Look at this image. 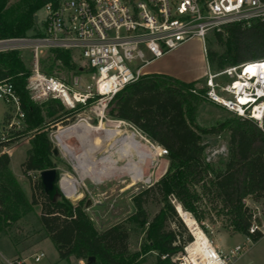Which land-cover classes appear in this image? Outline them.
<instances>
[{
    "label": "trees",
    "instance_id": "obj_1",
    "mask_svg": "<svg viewBox=\"0 0 264 264\" xmlns=\"http://www.w3.org/2000/svg\"><path fill=\"white\" fill-rule=\"evenodd\" d=\"M60 1L0 0V41L26 38L35 26L37 12L48 3L58 6ZM212 36L206 56L214 71L264 60V20L255 19L250 25L227 24ZM48 60L50 69H78L68 50H51ZM41 63L42 67L46 64L45 60ZM30 75L21 51L0 52V81L13 84L25 115L23 130H6L7 140H0V236L9 237L18 245V223L34 215L38 226L34 228V244L50 239L60 261L75 258L86 259L87 264H146L145 257L154 254L155 261L149 264H180L178 256L184 254L194 237L177 205L203 229L206 220L212 224L222 221L231 234L245 236L249 235L256 213L246 201L260 203L264 215V128L239 116L211 129L201 128L197 123L200 107L209 102L204 98L205 90L196 88L199 82L145 74L115 95L106 113L133 124L166 149L169 166L157 182L134 195L135 209L130 216L98 231L82 202L74 205L65 197L50 200L39 177L33 180L29 175L56 167L52 160L53 143L44 125L72 115L58 99L41 106L34 104L27 90ZM10 118L7 113L4 126ZM222 132L228 134V155L217 166L207 161L203 135ZM23 137L31 138V147L21 165L29 180L31 199L11 169L10 155L4 152ZM151 205L159 207L153 215L148 209ZM35 207L40 208V214ZM135 233L143 236L142 244L139 251L131 253L130 239ZM261 238L253 236L254 241ZM90 257H95V261L89 263Z\"/></svg>",
    "mask_w": 264,
    "mask_h": 264
},
{
    "label": "built area",
    "instance_id": "obj_2",
    "mask_svg": "<svg viewBox=\"0 0 264 264\" xmlns=\"http://www.w3.org/2000/svg\"><path fill=\"white\" fill-rule=\"evenodd\" d=\"M42 9L45 15L42 20L38 15L37 23H42L38 36L2 40L0 44L30 45L34 68L27 90L33 102L58 99L69 111L92 106L93 113L100 118L106 116L108 103L115 95L138 81L145 75L147 65L170 51L193 38L204 41L209 33L221 31L227 24L250 25L255 19L264 20V0H61L58 6L48 3ZM44 49L68 50L86 61L92 81L88 90L80 91L83 83L78 76L68 83L42 73L39 60ZM252 65L264 66V60L220 71L209 68L204 98L263 129L264 70L252 74L248 71ZM0 99L14 110L0 139L5 141L6 130L20 129L25 115L11 82L0 81ZM158 149L159 155L168 154L166 149ZM207 161L210 162L209 158ZM258 235L264 237V223L255 213L246 241L224 253L211 240L209 251L215 254L210 258L215 264H231L248 251L255 242L253 236ZM43 257L41 252L35 254L34 260L40 262ZM24 262L17 258L6 263Z\"/></svg>",
    "mask_w": 264,
    "mask_h": 264
},
{
    "label": "rangeland",
    "instance_id": "obj_3",
    "mask_svg": "<svg viewBox=\"0 0 264 264\" xmlns=\"http://www.w3.org/2000/svg\"><path fill=\"white\" fill-rule=\"evenodd\" d=\"M36 15H39L42 20L45 12L41 9ZM40 30H42V23L35 22V26L28 32L27 38H35L39 35ZM212 37V33H209L204 41L201 38H193L187 41L178 48L165 54L160 59L147 65L143 72L145 74L166 73L183 80L197 81L199 84H197L196 88L199 90L205 89V82L210 68L206 57V46L211 44L213 41ZM10 50L21 51L26 64L32 72L34 62L30 45L26 42L0 44V52ZM51 50L44 49L43 54L40 56V71L46 75L58 77L68 83H71L73 78L78 76L82 79L83 83L80 91L84 92L88 90L89 84L92 81L86 61L80 59L77 53L71 52V59L75 64L77 63V70L67 71L64 68L50 69L48 57L50 56ZM43 60H45L46 64L42 67L41 62ZM222 80H224V78H222ZM44 103L39 104L34 102V104L38 106ZM65 110L69 111L66 108ZM13 112V108L0 99V139L3 134L5 116L7 113L13 115ZM69 112H72V115L66 119L56 121V123L49 122L44 125V131H47L53 143L54 156L52 160L59 173V187L61 188L62 179L65 177L80 180L82 183L78 186L77 198H69L62 192L58 197L67 198L74 205H78L82 202L95 228L101 232L124 221L134 212V195L157 182L167 171L169 161L166 156L159 155L158 145L129 122L112 118L108 116L107 113H105L106 116L104 118L97 117L92 111V106H87L86 108L78 107L76 110ZM234 117H237V115L231 114L220 106L204 103L200 107L197 123L201 128L211 129ZM83 119L91 123L94 127L101 125L107 129L103 137L95 138V141L92 143V148L95 150L93 152L94 156L84 155V159H88L91 164H96L97 167H95L102 171H108L112 169V167L115 166L116 168L118 166L116 169L118 172L117 175L113 177H103L100 181L91 177L82 179L84 175L76 168V161H74L60 146L56 138L58 131L61 128L64 129L73 126ZM118 121H122V124L117 123ZM23 122L24 120L22 119L20 121V129L17 130H23ZM122 131L131 135L128 146L133 152L130 150L127 151V148H125L123 156L120 159V153L115 149L110 154L113 157L105 158L109 153L106 152L104 148L108 146L112 138L120 135ZM30 140V137L20 138L10 147L4 149V152H7L11 156V169L15 173V177L28 199H31L29 180L23 175L21 165L26 160L27 151L31 147ZM78 142L79 141L74 136H68L66 138V143L76 151L80 149V144ZM203 144L206 145L207 158H209L211 162H214L215 165L219 166L227 158L228 134L226 132L215 135H203ZM133 155L136 158V162L133 161ZM129 167H132V169L129 170ZM39 173L40 172H30L29 175L32 176L33 180H36L39 177ZM246 204L256 212V215L260 217L264 223L261 204L255 203L249 199L246 201ZM177 207H179V205H177ZM148 209L153 215L158 211L159 207L151 205ZM35 210L37 214H40L39 207H35ZM204 226V229L201 228V226L199 227L208 236L209 240L213 241L215 247L219 251L220 249L227 248L229 253L236 245H241L246 241V236L243 234H231L222 221H217L212 224L209 220H206ZM34 228L38 229L37 221L34 215H30L18 223V230L15 232L20 237V243L18 245L14 244L9 237L0 236V264H7L5 261L6 259L18 258L19 260L26 261L28 257L27 263L24 262V264H87L86 259H73L74 262L72 263L60 261L58 252L50 239L43 240V242L36 247L37 244H34V242L37 240V235L34 234ZM142 238L143 236H139L136 233L132 234L130 239L131 253L140 250ZM188 246L184 254L178 256L180 264H192L188 255ZM40 251H43L45 257H43L40 262H36L34 256L36 253H41ZM145 258L146 264L155 261L154 254ZM231 264H264V237L258 241L252 242L249 245L248 251L232 261Z\"/></svg>",
    "mask_w": 264,
    "mask_h": 264
},
{
    "label": "bare ground",
    "instance_id": "obj_4",
    "mask_svg": "<svg viewBox=\"0 0 264 264\" xmlns=\"http://www.w3.org/2000/svg\"><path fill=\"white\" fill-rule=\"evenodd\" d=\"M262 68L264 70V66L252 65L248 68V71L252 74H257ZM117 123L122 124V121H118ZM106 132L107 129L103 126L100 125L94 127L91 125V123H88V121L86 120H81L79 123L73 126L64 129L61 128L58 131L56 138L60 146L74 161H76V168L81 171V174L84 175L82 179L91 177L97 181H100L103 177H113L118 174L116 170L118 166L116 168L114 166L108 171H102L96 168V164H91L88 159H84V155L94 156L93 152L95 150L92 148V143L95 141V138L103 137ZM68 136H74L77 138V140L79 141L78 143L80 144L79 151H76L68 143H66V138ZM130 138L131 135L126 134V132L123 131L120 133V135L112 138L108 146L104 148V150L109 153V155L105 156V158L111 157L112 155L110 154L115 149H117L120 153L119 158L121 159L123 156L124 149L127 148V151L131 149L128 146ZM130 151L133 152V150ZM132 158L134 159L133 161L136 162V158L134 155L132 156ZM130 169H132V167H129V170ZM80 184H82L80 180L65 177L62 179L61 188L67 197L75 199L78 197V186ZM178 210L194 236V241L188 246V255L190 257L191 263L215 264V260L210 258V256H212V253L215 254V252L210 253L209 251V247H211L212 245L211 240H209L208 236L201 230L192 215L182 210L180 207H178Z\"/></svg>",
    "mask_w": 264,
    "mask_h": 264
},
{
    "label": "water",
    "instance_id": "obj_5",
    "mask_svg": "<svg viewBox=\"0 0 264 264\" xmlns=\"http://www.w3.org/2000/svg\"><path fill=\"white\" fill-rule=\"evenodd\" d=\"M34 20H35V22H38V15L34 16ZM4 130H5V128H3V131ZM39 179L41 181L43 191L46 193V195L49 197L50 200L54 201L56 198H58V196L61 194V192L64 193L62 188H60L58 185L59 184V173H58V170L56 168H50V169H46V170L41 171L39 173ZM176 209H177L180 217L182 218L183 222L188 227V225L186 224L182 215L180 214L178 207H176ZM188 229L190 230L189 227H188ZM190 232H191V230H190ZM191 234H192V232H191ZM88 261H89V263L95 261V257H90L88 259Z\"/></svg>",
    "mask_w": 264,
    "mask_h": 264
},
{
    "label": "crops",
    "instance_id": "obj_6",
    "mask_svg": "<svg viewBox=\"0 0 264 264\" xmlns=\"http://www.w3.org/2000/svg\"><path fill=\"white\" fill-rule=\"evenodd\" d=\"M207 57V56H206ZM145 74V73H144ZM146 74H164V75H168V76H172V75H169V74H166V73H146ZM172 77H175V76H172ZM175 78H177V79H179V80H181V81H184V82H193V81H187V80H183V79H181V78H179V77H175ZM11 157V156H10ZM14 173V172H13ZM15 174V173H14ZM43 242V241H42ZM42 242H40V243H38L37 245H36V247L37 246H39ZM237 246V245H236ZM232 250V249H231ZM220 251L221 252H224V253H228V250H227V248H224V249H220ZM40 252H43V251H40ZM36 254H38V253H36ZM29 258V257H28ZM28 258H26V261L28 260ZM15 259H17V258H15ZM73 259H75V258H71V260H70V262L69 263H72V262H74V260ZM8 260H14V259H6L5 261L7 262ZM25 261V262H26ZM27 263V262H26Z\"/></svg>",
    "mask_w": 264,
    "mask_h": 264
}]
</instances>
